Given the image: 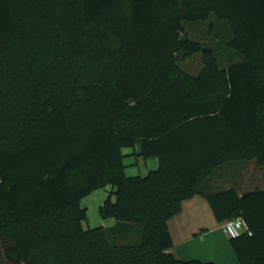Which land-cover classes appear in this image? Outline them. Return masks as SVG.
<instances>
[{"label":"trees","instance_id":"1","mask_svg":"<svg viewBox=\"0 0 264 264\" xmlns=\"http://www.w3.org/2000/svg\"><path fill=\"white\" fill-rule=\"evenodd\" d=\"M212 14L225 67L185 35ZM197 54L193 75L181 60ZM128 148L158 168L127 176ZM250 161L264 168V0H0V264H215L171 251L195 196L219 223L243 218L252 236L231 246L264 264V189L211 185ZM107 187L116 227L85 229L82 200Z\"/></svg>","mask_w":264,"mask_h":264},{"label":"crops","instance_id":"2","mask_svg":"<svg viewBox=\"0 0 264 264\" xmlns=\"http://www.w3.org/2000/svg\"><path fill=\"white\" fill-rule=\"evenodd\" d=\"M148 161V170L158 168L157 159ZM224 167V171L236 167V176H213L211 185L214 192L235 188L243 195L264 189V168L255 161L230 163ZM224 225L225 223L216 220L209 202L204 197H193L184 203L182 212L169 221V230L174 241L172 253L182 261L241 264L231 246V238L223 230Z\"/></svg>","mask_w":264,"mask_h":264},{"label":"rangeland","instance_id":"3","mask_svg":"<svg viewBox=\"0 0 264 264\" xmlns=\"http://www.w3.org/2000/svg\"><path fill=\"white\" fill-rule=\"evenodd\" d=\"M221 22L216 15L212 14L207 22L198 24L195 28L193 26H189L185 35L194 40L202 41L208 47H212L217 54L219 63L221 66L225 67L230 63L232 50L229 48V43L226 38L229 27L228 29L225 27V29L221 26L223 23ZM217 32H221V37H217ZM181 65L186 72L193 75L199 74L204 66L202 54L188 55L184 57L181 60ZM137 150L138 148L136 150L133 148L124 150L126 156L125 164L127 166L126 175L129 177L146 176L150 171L148 170L150 165L149 161H145L140 158L137 155ZM224 168L225 167H222L213 176H217V178L220 176H226L227 178L236 176V167H230V169L225 171ZM221 187L224 188L225 186ZM110 192L111 187H107L103 190H98L92 193L82 200V206L87 209L88 213V220L83 223L85 229H93L102 226L103 228L109 230L116 227V221L114 219L104 220L99 214V208L104 204L105 200L110 195ZM139 238L140 234L138 232V227H133V230L125 236L113 234L112 240L116 244H128L136 242Z\"/></svg>","mask_w":264,"mask_h":264},{"label":"built area","instance_id":"4","mask_svg":"<svg viewBox=\"0 0 264 264\" xmlns=\"http://www.w3.org/2000/svg\"><path fill=\"white\" fill-rule=\"evenodd\" d=\"M223 230L225 234L231 239L239 238L245 233H247L249 236H252V231L249 229L247 222L243 218L226 222Z\"/></svg>","mask_w":264,"mask_h":264}]
</instances>
